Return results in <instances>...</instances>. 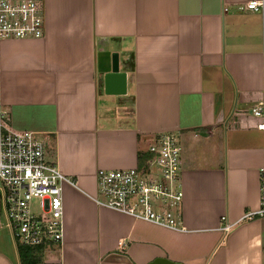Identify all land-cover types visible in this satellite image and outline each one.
Returning <instances> with one entry per match:
<instances>
[{"label": "crops", "instance_id": "0c3cea01", "mask_svg": "<svg viewBox=\"0 0 264 264\" xmlns=\"http://www.w3.org/2000/svg\"><path fill=\"white\" fill-rule=\"evenodd\" d=\"M243 1L44 0L43 37L0 39V108L73 181L62 241L40 246L39 263L264 264V216L241 218L258 206L263 131L229 119L264 102V0L259 11ZM101 48L122 56L120 96L97 84ZM169 129L182 148L181 228L97 203L96 170L142 165ZM0 264H20L2 226Z\"/></svg>", "mask_w": 264, "mask_h": 264}, {"label": "built area", "instance_id": "2783aa9c", "mask_svg": "<svg viewBox=\"0 0 264 264\" xmlns=\"http://www.w3.org/2000/svg\"><path fill=\"white\" fill-rule=\"evenodd\" d=\"M237 7L259 11L262 0H246ZM44 33V0H0V39L40 38ZM230 116L231 125L244 123L263 131V160L257 167L258 206L244 211L241 218L261 217L264 216V102L258 100ZM178 138L177 129L158 131L148 143L142 165L98 168L96 202L133 218L180 229L181 221L171 210L180 204L183 194L182 148ZM44 146L34 131L13 127L8 109L0 108V226L8 230L15 245H60L62 241V186L73 181L56 162L45 158ZM220 219L222 230L228 232L231 223L225 220V215Z\"/></svg>", "mask_w": 264, "mask_h": 264}, {"label": "water", "instance_id": "95a60500", "mask_svg": "<svg viewBox=\"0 0 264 264\" xmlns=\"http://www.w3.org/2000/svg\"><path fill=\"white\" fill-rule=\"evenodd\" d=\"M118 50L101 48L96 57L97 84L104 93L120 96L125 92L126 68ZM148 264H180L165 259H155Z\"/></svg>", "mask_w": 264, "mask_h": 264}, {"label": "trees", "instance_id": "16d2710c", "mask_svg": "<svg viewBox=\"0 0 264 264\" xmlns=\"http://www.w3.org/2000/svg\"><path fill=\"white\" fill-rule=\"evenodd\" d=\"M40 249V246H26L23 244H17V253L20 264H51V263H39L36 252Z\"/></svg>", "mask_w": 264, "mask_h": 264}]
</instances>
